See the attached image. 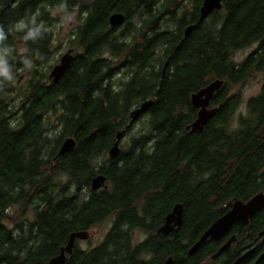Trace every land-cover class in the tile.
Returning <instances> with one entry per match:
<instances>
[{
    "label": "trees",
    "instance_id": "1",
    "mask_svg": "<svg viewBox=\"0 0 264 264\" xmlns=\"http://www.w3.org/2000/svg\"><path fill=\"white\" fill-rule=\"evenodd\" d=\"M203 1L0 0V56L21 42L28 62H7L14 82L0 86V264H45L71 234L105 221L111 226L100 243L82 250L77 239L64 264H232L246 247L254 254L240 264H264L256 260L264 207L232 227L228 239L235 240L219 259L210 258L223 241L189 253L235 202L264 193V0H221L222 9L198 23ZM62 4L78 25L66 40L73 61L54 84V32L45 29ZM115 13L125 20L112 28ZM28 64V79L17 87L13 71ZM254 73L260 91L234 121L241 104L234 88ZM214 82L220 86L208 121L200 132L187 130L199 112L192 96ZM148 100L151 107L129 126L130 113ZM119 132L120 152L110 160ZM69 138L75 148L57 156ZM99 175L105 187L94 192ZM176 205L181 225L157 233ZM13 207L19 220L11 227Z\"/></svg>",
    "mask_w": 264,
    "mask_h": 264
},
{
    "label": "water",
    "instance_id": "2",
    "mask_svg": "<svg viewBox=\"0 0 264 264\" xmlns=\"http://www.w3.org/2000/svg\"><path fill=\"white\" fill-rule=\"evenodd\" d=\"M222 9L221 0H204L202 2V6L199 11V19L198 23L203 22L207 19L214 11H219ZM125 17L120 13L112 14L109 17V25L112 28H116L121 26L124 23ZM193 29V26H189L184 31V36L188 37ZM73 61L72 50H67L62 54L59 63L55 65L49 75V78L52 79V82L56 84L65 74V72L70 67ZM220 83L214 82L207 86L205 89L199 91L197 94L193 95L191 98V102L194 108L198 109V116L196 121L187 128V130L191 131H202L203 126L206 124L210 117V110H208V104L210 98L213 96L214 92L219 88ZM152 101L148 100L143 102L138 108L133 110L130 113V123L129 126L132 125L139 117L145 114L148 109L151 107ZM206 109L209 111L206 113ZM123 133L119 132L116 136V142L108 151V158L110 160L115 159L120 152L119 143L122 139ZM75 148V141L71 138L64 140L62 143L58 155L63 156L64 154L71 152ZM105 187V178L101 175L92 179L90 183V188L92 191L96 192L101 188ZM264 207V193H259L255 195L252 199H250L246 203L235 202L231 209L225 213L222 217L217 219L200 237V239L190 248L189 253H195L198 248L205 243L207 240L217 241L222 239L225 235H227L232 227L235 224H247V222L262 208ZM183 211L181 205H176L170 214H168L165 218L164 224L158 229L157 233H161L164 236L169 235L175 228H178L182 223ZM263 236L264 239V231L260 234V237ZM88 233H74L69 236L68 243L65 247L60 249L59 254L50 259L45 264H64L66 260V256L72 253L74 243L77 239L79 240H87ZM235 240L234 237L230 239L224 246H222L219 251L212 257L216 258L220 254H222L225 250H227L228 246ZM251 251L240 257L234 264H239L240 261L247 256ZM264 259V251L258 257L257 263ZM164 264H172V259H168Z\"/></svg>",
    "mask_w": 264,
    "mask_h": 264
},
{
    "label": "rangeland",
    "instance_id": "3",
    "mask_svg": "<svg viewBox=\"0 0 264 264\" xmlns=\"http://www.w3.org/2000/svg\"><path fill=\"white\" fill-rule=\"evenodd\" d=\"M51 17L53 18L55 24L53 25V28H47L46 31L54 32L53 35V43H52V55L53 59L51 62H49L48 65H52V68L59 63V60L63 53H65L67 50L74 51L73 47H68L66 44V40L71 35V33L74 31V28L78 25L76 14L74 12H69L64 4L58 6L55 8L52 13ZM256 46L253 45L247 49L241 50L235 54V61L241 62L248 54H250ZM26 55L25 47L21 42H18L16 45V49L13 51H8L7 54L3 53L0 56V59H6L7 62L14 61L16 62H23L25 63L26 60L23 58ZM12 59V60H11ZM30 65L25 66L24 71H13V74L16 79V86L21 87L24 85V83L27 81V70H29ZM43 72H47L49 74L50 70L48 67L41 68ZM262 85V77L260 73H254L251 77H249L244 84L237 85L234 90L235 92H240L241 96V104L239 105L237 111L235 112L233 116V120H237L239 115H244L246 113V101L256 96L261 88ZM210 110V109H208ZM206 109V113L208 111ZM141 126V123L136 122L134 124V129L132 132H135L139 129ZM124 142V141H123ZM10 217L7 219V226H13L15 223L18 222L19 218L17 215L16 208H12L9 211ZM111 226L110 221H105L102 224L92 228L88 232V239L87 240H79L77 245L82 250H87L89 248H92L100 243V241L103 239L106 232L109 230ZM144 238V235L141 233L135 234V240L141 241Z\"/></svg>",
    "mask_w": 264,
    "mask_h": 264
},
{
    "label": "clouds",
    "instance_id": "4",
    "mask_svg": "<svg viewBox=\"0 0 264 264\" xmlns=\"http://www.w3.org/2000/svg\"><path fill=\"white\" fill-rule=\"evenodd\" d=\"M25 27L24 23L21 22L17 25L18 29H23ZM39 32V29L29 30L25 39H34ZM4 33L0 30V41L4 39ZM7 54V50H5V55ZM28 63L27 61L25 62ZM5 82H14V77L12 75L11 69L8 67V63L6 59H0V86H2Z\"/></svg>",
    "mask_w": 264,
    "mask_h": 264
},
{
    "label": "flooded vegetation",
    "instance_id": "5",
    "mask_svg": "<svg viewBox=\"0 0 264 264\" xmlns=\"http://www.w3.org/2000/svg\"><path fill=\"white\" fill-rule=\"evenodd\" d=\"M228 238H229V237H228V234H227V235H225L222 239L217 240V241H219V242H222V241H223V242L221 243V245H220V246L222 247V246H224L228 241H230ZM260 241H261V245H260V247H263V251H264V239H263V236L260 237ZM233 242H234V241H233ZM233 242H232V243H233ZM232 243L228 246L227 250L230 248V246L232 245ZM221 247H220V248H221ZM220 248H219V249H220ZM227 250H225V251H224L222 254H220L218 257H216V258H212V257H213V256H212L210 259H211V260L219 259L220 256H222ZM218 251H219V250H218ZM218 251H217V252H218ZM249 251H251V252H250L247 256H245L241 261H243L245 258H247V257H249V256L252 257V255L254 254V251H255V248H252V247H248V248L246 247L245 249H242V252H241V254H240V257H242L243 255H245V254L248 253ZM263 251H262V252H263ZM260 254H261V253H260ZM259 256H260V255H258V257H259ZM240 257H238V259H239ZM258 257H257V258H258ZM238 259H236V261H237ZM256 260H257V259H256ZM236 261H235V262H236ZM241 261H240V262H241ZM235 262H234V263H235ZM234 263H232V264H234ZM215 264H217V263H215ZM239 264H240V263H239Z\"/></svg>",
    "mask_w": 264,
    "mask_h": 264
}]
</instances>
